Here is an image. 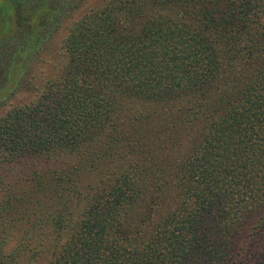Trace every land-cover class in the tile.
I'll return each mask as SVG.
<instances>
[{
  "label": "trees",
  "instance_id": "trees-1",
  "mask_svg": "<svg viewBox=\"0 0 264 264\" xmlns=\"http://www.w3.org/2000/svg\"><path fill=\"white\" fill-rule=\"evenodd\" d=\"M83 2L0 0V264H264V0Z\"/></svg>",
  "mask_w": 264,
  "mask_h": 264
},
{
  "label": "rangeland",
  "instance_id": "rangeland-1",
  "mask_svg": "<svg viewBox=\"0 0 264 264\" xmlns=\"http://www.w3.org/2000/svg\"><path fill=\"white\" fill-rule=\"evenodd\" d=\"M101 1L102 0H85L81 7H79L81 10L78 13L68 14V18H70L69 20H75L77 17L87 13V11L100 6ZM5 13L6 19L0 27V34H5L6 31H8V16L10 11L7 4ZM68 18H66V20ZM66 34L67 28L65 26L55 28L48 40L43 44L41 49L38 50L37 54L34 56L31 55L25 60L24 65L26 66V72L21 79L23 86L19 89L20 91H17L15 95L11 97L13 102L21 103L31 99L36 93V88L40 85L41 77L52 76L54 72L53 69H55L53 66L57 64V61L60 58V47ZM2 110L6 109L3 107L1 108V111ZM66 161L70 162L71 158L69 156L61 157L58 160L52 161V165L62 164ZM5 172L6 167L0 170L1 176L6 180ZM10 173L13 174L15 171H11ZM2 192L3 191H0V196L2 195Z\"/></svg>",
  "mask_w": 264,
  "mask_h": 264
}]
</instances>
